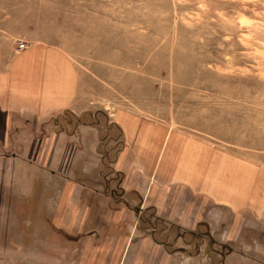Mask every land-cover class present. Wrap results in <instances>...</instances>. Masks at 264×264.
<instances>
[{"label":"rangeland","instance_id":"obj_1","mask_svg":"<svg viewBox=\"0 0 264 264\" xmlns=\"http://www.w3.org/2000/svg\"><path fill=\"white\" fill-rule=\"evenodd\" d=\"M2 6L5 15L27 16L36 37L66 49L91 95L103 93V100L125 102L142 117L189 130L216 149L264 161V0H3ZM107 111L86 115V122L98 120L99 134L81 129L74 138L69 135L81 125L74 114L52 118V138L59 130L68 135L60 156L52 151L54 140L38 157L35 149L16 148L27 161L15 165L0 154V264H15L14 246L30 233L43 238L39 224L60 217L43 213L53 200L38 190L42 176H54L53 186L61 174L87 188L120 192L113 163L121 137ZM97 137L99 166L87 156ZM183 209L180 223L155 218L168 251L192 255L191 264H264L257 224L225 211L210 214L204 203L193 207L190 223ZM144 214L142 227L154 215Z\"/></svg>","mask_w":264,"mask_h":264},{"label":"crops","instance_id":"obj_2","mask_svg":"<svg viewBox=\"0 0 264 264\" xmlns=\"http://www.w3.org/2000/svg\"><path fill=\"white\" fill-rule=\"evenodd\" d=\"M2 1L0 154L3 158H10L14 165L18 159L27 161L15 152L16 148L20 152L35 149L38 157L49 150L47 142L52 140L55 144L52 151L60 156L63 148L58 147L65 144L64 136L68 135L59 130L53 139L48 124L65 111L80 116L94 114L100 107L108 110L110 122L120 130L123 142L113 163L121 174L117 184L120 192L87 188L80 179H71L69 175L60 174L64 177H60L57 186L50 181L54 176L41 177L44 184L38 185L39 192H46L45 199L53 200L43 213L60 217L39 224L43 238L37 239L36 234L30 233L22 239L23 243L14 246L19 248L15 264H182L184 259L187 260L183 263L191 264L192 255L183 259L178 251L166 249L171 247L170 242L159 234L154 221L156 218L180 223L184 208L191 223L192 209L201 203L210 214L213 211L236 214L243 217L242 222L257 224L264 233L263 160L256 154L242 156L216 149L192 136L189 130L142 117L125 102L108 96L103 100V93L91 95L86 90L85 74L72 55L49 40L36 37L27 16L19 11L5 15ZM17 38L26 42L24 49H15ZM81 129L100 132L98 125L81 124L69 136L74 138ZM99 142L97 137L87 149V156L96 166L102 164ZM82 148L83 145L79 146L76 153H82ZM11 149L12 153H4ZM89 162L84 165H91ZM29 164L36 163L29 159ZM147 210L153 211V220L144 219L148 223L142 227L140 215Z\"/></svg>","mask_w":264,"mask_h":264},{"label":"trees","instance_id":"obj_3","mask_svg":"<svg viewBox=\"0 0 264 264\" xmlns=\"http://www.w3.org/2000/svg\"><path fill=\"white\" fill-rule=\"evenodd\" d=\"M65 113H69V114H71V115H73L71 112H69V111H65ZM86 115H89V116H92V117H94L95 118V115H92L91 113H84V114H82V115H80V116H76L75 115V117H76V120H77V124L79 125V124H92V125H98V120H93V121H90V122H86ZM55 118V117H54ZM51 120V119H50ZM50 120H49V122H50ZM120 131V130H119ZM120 137H121V132H120ZM122 144H123V142H122V138H121V140H120V148H121V146H122ZM119 148V149H120ZM119 152V151H118ZM147 222V221H146ZM148 223V222H147Z\"/></svg>","mask_w":264,"mask_h":264},{"label":"built area","instance_id":"obj_4","mask_svg":"<svg viewBox=\"0 0 264 264\" xmlns=\"http://www.w3.org/2000/svg\"><path fill=\"white\" fill-rule=\"evenodd\" d=\"M26 47V42L21 39L15 40V49L16 50H22Z\"/></svg>","mask_w":264,"mask_h":264}]
</instances>
